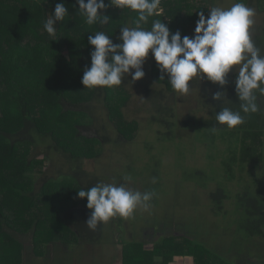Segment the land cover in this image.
<instances>
[{
  "label": "trees",
  "instance_id": "obj_1",
  "mask_svg": "<svg viewBox=\"0 0 264 264\" xmlns=\"http://www.w3.org/2000/svg\"><path fill=\"white\" fill-rule=\"evenodd\" d=\"M219 1L222 0H163L160 15L150 17L140 26L150 29L152 21L160 19L169 27L170 34L180 31L182 38L185 35L194 38L199 12L203 11L207 16L210 8L220 5ZM234 1L243 2L264 14V0ZM56 3H65L69 14L64 21L56 22V36L51 37L43 25ZM8 4L15 6L9 7ZM107 14L113 15L115 29L105 33L114 43H121L120 27L124 24L135 26L133 21L137 13L131 9H108ZM79 19L86 20L80 13L77 0H0V264H28L27 259L37 260L40 264H53L55 260L60 262L54 264H67L62 258L71 249L87 252L77 248L83 243V246H98L105 223L96 231L87 227L92 210L86 206L87 198H79L77 192L110 176L100 175L96 169L87 173V166L97 168L106 158L107 163L121 168L119 161L103 156L102 150L108 146L112 155L117 151L111 149L121 148L119 143L125 146L135 143L146 128L138 118L129 120L123 112L131 96L124 80L118 86L123 91L117 98L120 101H114L113 92L117 86L92 88L89 96L79 99L68 93L69 81L82 78L85 66L90 67L94 48L88 42V36L94 33L86 21L76 22ZM74 31H78L79 39L74 37ZM252 38L264 51V24L252 34ZM23 59H26V65ZM28 59L43 63L46 72L39 76L30 74L33 66L28 64ZM236 76L237 71L228 73V83L223 87L209 80L216 85L217 92L223 94L222 100L213 104L210 117L192 113L184 117L183 129L190 132L191 128L194 129L196 141L207 147L209 159L196 160L198 154L195 153L193 159L190 156L193 164L186 162L183 173L198 184L200 191L209 189L210 213L222 218L229 216L231 223H236L240 235L235 245L243 254L234 256L233 261L226 260L215 249L183 233L185 222H178L181 227L174 229L178 232L165 236L172 241L165 239L149 246L151 250L143 249L140 252L143 257L138 256L136 247L139 246L134 245L137 243L135 239L119 240L118 264H167L165 261L169 259L171 249L178 252L177 257H194V264H239L244 254L249 253L256 255L257 264H264L262 245L258 243L264 239V192L261 185L264 175L246 177L250 165L264 167V110L250 115L243 124L231 129L217 124L214 115L222 104L239 108ZM147 77L156 85L150 87L146 84L144 87V92L153 100L150 104L154 113L149 123L154 119L156 124L167 127V140H170L178 127L170 117L175 118L177 114H172V107L164 101L168 92L175 91L167 73L160 71L155 59ZM137 81L138 85L144 83L143 78ZM98 101L105 106L109 121L100 115ZM259 103L264 106V98ZM99 121H106V126H99ZM213 125L217 131L211 135L209 129ZM91 129L97 135H88ZM46 159L49 166L45 170ZM199 161L204 165L200 166ZM208 162L221 165L222 175L204 178L209 172L205 167ZM155 167L159 169L158 164ZM157 179L156 182H162V178L157 176ZM142 243L141 246L146 247ZM159 251L164 254L165 261L154 259ZM174 257L170 258L174 260ZM79 264H85V261L81 260Z\"/></svg>",
  "mask_w": 264,
  "mask_h": 264
},
{
  "label": "clouds",
  "instance_id": "obj_2",
  "mask_svg": "<svg viewBox=\"0 0 264 264\" xmlns=\"http://www.w3.org/2000/svg\"><path fill=\"white\" fill-rule=\"evenodd\" d=\"M47 2V0H45ZM80 13L88 25L109 24L112 16L107 14L111 7L131 9L137 13L135 26L120 27L121 43H114L103 30L88 36L94 46L91 64L85 66L81 83L85 88L119 86L127 74L137 81L145 76L143 64L154 56L162 73H167L171 88L181 96L190 93V82L194 78H206L222 87L227 85L226 76L235 66L237 76L235 92L239 108L221 105L215 112V121L229 129L245 122L252 114L264 110L259 103L264 98V51L252 38V27L256 11L243 2L230 7L214 6L206 16L199 12L195 36H181L180 31L170 34L169 27L160 19L152 21L150 29L141 27L150 17L160 15L161 0H77ZM69 14L65 3H56L54 13L44 21V29L55 37L56 22L64 21ZM135 70L134 72L132 70ZM161 79H164L162 76ZM223 94L216 92L212 98L222 100ZM217 131L213 125L209 132ZM124 179L131 182V176ZM152 183H156L154 177ZM79 198H87V208L92 210L87 227L96 231L102 223L120 216L130 217L137 209L149 210L155 190H135L127 184L97 183L87 189L78 190Z\"/></svg>",
  "mask_w": 264,
  "mask_h": 264
},
{
  "label": "rangeland",
  "instance_id": "obj_3",
  "mask_svg": "<svg viewBox=\"0 0 264 264\" xmlns=\"http://www.w3.org/2000/svg\"><path fill=\"white\" fill-rule=\"evenodd\" d=\"M222 1L223 3H221ZM222 1H219L218 3H220V5L216 6L230 7L233 3H236L234 0ZM8 6L13 7L15 5L8 4ZM109 9L114 10L120 8L111 7ZM254 9L256 11L254 20L256 21L251 30L252 34L264 24V14L260 13L256 8ZM53 13L54 9H50L49 15H52ZM85 21V19L76 20L78 23H84ZM88 27L94 34L96 31L100 30H103L104 32L108 30L113 32L115 29L112 20L107 25L101 26L99 24H93L88 25ZM74 33V37L79 39L77 36L78 31H74ZM74 45L75 42L73 39V46ZM91 47L93 48V46ZM93 50L94 48L92 51ZM153 60L154 56L150 51L148 58L143 64L145 76L143 77L144 83L142 85H138V81H133L131 74H127L124 78L125 86L131 93V96L126 103L127 105L123 107V112L129 120L138 118L146 128L142 130L135 143H131L129 146L119 143L121 148L111 149L110 151H117L112 152L114 154H109L108 146H105L106 150H102L103 156L105 154L106 157L109 156L110 160L119 161L122 169L113 166V164L110 165V163H107V159L104 158V160L99 162L97 168L92 165L87 166V173H89L88 170L92 172L97 170L100 175L106 174L110 176L99 183H116L117 185L127 184L129 187L135 190H140L141 192L155 190L157 196L153 197L151 207L147 211L142 208L137 209L132 216L127 218L122 217L121 221L119 219L120 216L113 217L112 221L109 220L105 223L100 238L101 242L98 246H89L88 244L83 246V243V247L79 246L80 248L78 247L77 249H82L87 252H80L79 250L75 251L71 249L64 254L62 262H66L67 264H79L81 263V260H83L85 261V264H113V261L117 260V255H119L118 253H120L119 250L121 249V245H117V242L119 240L123 241L128 239H135L137 243H134V245L139 246L136 247L139 249L137 250L139 253L138 256L143 257V254L140 252H142L143 249L149 248V250H151L152 248L149 247L151 246L149 244L148 246L146 244L147 247H142L140 244L141 241L147 242L151 237L150 234L153 229L160 232V237H157L158 241L161 242L165 239L172 241L171 238L165 236L168 235L167 233L171 229L181 227L178 222H185L186 229H183V233H188L194 241L204 243L215 249V251L220 253L226 260L229 259L233 261L234 256L237 257L236 255L242 252L235 245V240L239 239L238 235H240L236 223H231V218L229 216L222 218L210 213L212 207L208 198L209 189H203L204 191H200L197 187L198 184L195 181L189 180L188 178L190 176L184 175L183 173V169L186 168V162L191 165L193 164L192 159L195 153L198 154L196 160L200 159L203 161L209 159L207 147L200 145V141L199 143L196 141L197 136L195 135L194 129L191 128V132L188 129H183L184 117L190 113L204 118L210 117L213 110V104L218 102L212 98L218 88L214 83H210L205 74L204 78L196 77L190 82V93L186 96H181L176 92H168L164 102L169 107H172V114H174V112L177 114L175 118L171 116L170 120L173 119L172 122H176L178 127L176 128L174 137L167 140V127L161 124H156L154 119L149 123V119L152 118V114L154 113V109L152 110L153 106L150 104L153 100L152 97H148L146 92H144V87L146 84L150 87L155 85V82L150 79V77H147ZM23 61L26 65V59H23ZM28 64L33 66L30 71V74L33 76L42 75L47 70L43 63L38 64L33 59H28ZM132 71L134 72L135 70L133 69ZM236 71L237 70L234 66L233 70L229 73L233 74ZM140 80H142V78ZM69 84L68 93L72 98H84L85 95L89 96L92 92V88H85L82 85L81 78L71 80L69 81ZM121 94H123V91L117 86V89L113 92L115 97L114 101H120L117 98H119ZM153 98L155 97L153 96ZM167 100H170L171 103L169 104ZM98 107L101 110L100 115L104 116V120L106 119L109 121L107 118V110H105L106 108L103 103L98 101ZM93 113H91V115H93ZM104 124L106 126V121H99V126L102 127ZM162 130H165L163 134H161ZM87 134L97 135L92 129L88 130ZM101 134H103V128ZM177 135H183L184 137L179 138ZM113 138L116 139V136ZM201 139H203V137H201ZM102 145H104L103 142ZM190 156L192 159H190ZM42 157L43 156H39V158ZM217 160H220V156ZM201 161H199L200 166L204 165ZM156 164L159 165L158 170H156ZM48 166L49 163L46 159L44 169L46 170ZM219 166L221 165H212L209 162L205 163V167L207 169L209 168V172L208 174H204V178L209 179L213 176H221V173L224 170L222 167L219 168ZM248 169L250 173H246V177L250 175L249 177L251 178L253 175L255 178H259L261 176L260 174L264 175V167L254 168L250 165ZM125 176H131V182L126 181L124 179ZM157 176L160 177V179L162 178V182L152 183L153 178H156ZM156 181L159 180L157 179ZM261 183L264 192V180L261 181ZM175 206H178V208ZM120 229H124V231L117 233ZM146 232H148V235ZM204 237V241H199ZM173 250L174 249L169 250V259H172L170 257L175 255L173 261L174 264H176L178 262L175 260L179 256L177 257L178 252H174ZM151 253L154 254L153 252ZM184 257L183 260H191V257ZM164 258V254L160 251L157 252L154 257L156 261H165ZM169 259L165 262H168ZM27 260L29 261L28 264H40L37 260ZM55 262H60V260H55Z\"/></svg>",
  "mask_w": 264,
  "mask_h": 264
},
{
  "label": "flooded vegetation",
  "instance_id": "obj_4",
  "mask_svg": "<svg viewBox=\"0 0 264 264\" xmlns=\"http://www.w3.org/2000/svg\"><path fill=\"white\" fill-rule=\"evenodd\" d=\"M111 221H112V219H110ZM124 231V229H120L117 233H120V232H123ZM172 232H174V229H171L167 234H170V233H172ZM176 232H178V230H176L174 233H176ZM159 231H155L154 229H153V231H152V233L150 234L151 235V237H150V239L147 241V242H144L143 241V243L146 245L147 244V246H148V244L149 245H151L152 246V244H155V243H157L158 242V239H157V237L159 238L160 236H159ZM146 234L148 235V232H146ZM145 235V234H144ZM133 237V236H132ZM118 242H120V241H118ZM117 242V243H118ZM258 243H260L261 245H262V253H261V258L263 257L264 258V239H260L259 241H258ZM146 246V247H147ZM120 248H121V246H120ZM252 253V252H251ZM119 254V253H118ZM238 254H243V253H238ZM118 256V255H117ZM181 258H185L184 256H181L180 258H176V262H179V261H181ZM240 259V258H239ZM191 260H192V264H194V257H192L191 256ZM255 261H257L256 260V258H255V256L253 255V254H244V256L242 257V259H240L239 260V264H243V263H246V264H254V262ZM262 261H263V259H262ZM114 262V264H117V261L116 260H114L113 261ZM169 263H174V261L171 259L170 261H168L167 262V264H169Z\"/></svg>",
  "mask_w": 264,
  "mask_h": 264
},
{
  "label": "crops",
  "instance_id": "obj_5",
  "mask_svg": "<svg viewBox=\"0 0 264 264\" xmlns=\"http://www.w3.org/2000/svg\"><path fill=\"white\" fill-rule=\"evenodd\" d=\"M256 257V255H254ZM180 258V257H178ZM184 258H181V261H179L178 263L176 264H192L191 261H187V260H183ZM231 261V260H230ZM114 264V262H113ZM169 264H174V263H169ZM254 264H257V261L254 262Z\"/></svg>",
  "mask_w": 264,
  "mask_h": 264
}]
</instances>
